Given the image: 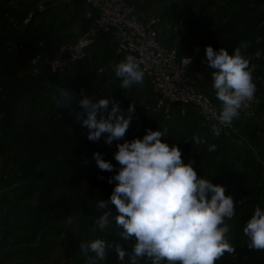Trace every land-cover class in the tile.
<instances>
[{
  "label": "rangeland",
  "instance_id": "374dc122",
  "mask_svg": "<svg viewBox=\"0 0 264 264\" xmlns=\"http://www.w3.org/2000/svg\"><path fill=\"white\" fill-rule=\"evenodd\" d=\"M128 2L136 6L143 20L159 21L156 29L167 47L177 50L180 55L193 58L189 78L197 91L213 100L217 112L220 102L216 100L212 89L213 70L208 68L205 49L211 45L215 50L221 39L230 42L237 39L238 46L245 44L241 52L249 60L252 69L257 86L255 97L241 109L233 125L223 129L217 138L212 134V124L205 122L193 108H183L174 113L170 120L164 119L155 111L154 94L146 82L142 86L134 85L129 90L121 87L113 68L124 57L115 56L110 42L97 43L87 51L89 56L84 62L69 63L65 72L58 77H53L46 65V60L52 57L40 56L34 59L36 63L32 61L29 70L34 77L33 81L39 78L42 81L28 86L15 100L11 97L3 100L0 97V237L4 245L15 244L8 249L10 251H7V255L1 256L2 264H86L81 252L70 261L64 258L63 249L70 236L80 243L103 238L108 242L122 244L130 252L133 241H123L114 223L103 231L95 224L101 211L108 210L98 211L96 205L99 200L109 199L115 184L103 178L93 153L99 152L108 160L112 150H118V143L142 138L149 128L167 129L168 133L161 139L170 146L190 144L186 161L193 164L199 177L204 176L212 183L217 178L221 184L234 190L252 189L247 199L235 204L236 215L227 221L233 227L227 238L234 246L235 253H225L215 264H264V251L249 248L248 238L238 233L235 224L240 215L253 214L258 205L264 208L262 27L254 32L250 26L239 27L234 21L230 22L239 11L227 0ZM13 6L16 8L17 19L11 22V26L20 32L27 26L32 14H39L32 22L34 31L43 27L45 16H48L49 21L53 17L57 19L51 26L64 37L59 53L72 44L89 25L88 20L81 19L80 11L75 16L58 11L55 0H14ZM239 15L243 22L245 15ZM218 24L220 27L227 26L226 31H232L231 34L216 30ZM81 73L95 80L97 96L103 98L107 95L110 105L112 98L135 103L133 116L139 119L136 123L131 121L125 136L114 140L111 145L105 142L104 136L87 145L85 134L69 142L63 136L57 139L48 135L45 143L21 135L19 125L30 118H39L50 97L56 94V88H68L73 78ZM195 133L206 137L208 144L215 143L216 151L209 152L207 144L196 145L186 141ZM58 163L69 165L70 169H60L63 175L55 178L48 170ZM16 172H19L18 175H15ZM109 208L114 210L115 206L109 205ZM70 215L72 222L67 223L66 218ZM97 264L122 262L110 249L107 258ZM123 264H127V256ZM139 264L151 262L142 259Z\"/></svg>",
  "mask_w": 264,
  "mask_h": 264
},
{
  "label": "clouds",
  "instance_id": "9594fccd",
  "mask_svg": "<svg viewBox=\"0 0 264 264\" xmlns=\"http://www.w3.org/2000/svg\"><path fill=\"white\" fill-rule=\"evenodd\" d=\"M243 47L246 45L236 47L232 54L224 47L217 51L209 45L205 49L220 109L218 113L213 111L205 97L200 110L204 115L212 113L215 122L211 131L217 138L239 118L241 109L254 99L257 91L249 60L241 52ZM185 63L188 65L190 58ZM113 70L124 89L145 82L147 69L133 54L116 63ZM55 95L58 106L68 108L73 104L70 89L57 87ZM79 105L83 112L77 115V120L88 129L87 139L96 142L104 136L108 145L125 136L135 112V103L129 105L125 114L114 98L109 109L107 95L103 98L83 95ZM167 133V129L149 128L142 138L118 143L114 159L120 167L108 180L110 184L118 183L108 200L98 201V211L108 210L101 211L95 224L103 231L114 223L123 241H133L131 251L103 238L81 242L78 247L86 264L105 260L110 249L122 264L126 256L127 264H139L142 259L150 260L151 264H215L225 253H235L227 238L231 228L227 221L236 215L232 195L225 194V186L199 177L191 162L184 163L181 148L162 141L161 137ZM186 141L207 144L209 152L217 149L215 143L208 144L207 138L199 133ZM93 156L99 169L113 171L115 166L101 153ZM66 222H72L71 215ZM243 234L248 238L249 248L264 251V208L259 205L255 208Z\"/></svg>",
  "mask_w": 264,
  "mask_h": 264
},
{
  "label": "trees",
  "instance_id": "16d2710c",
  "mask_svg": "<svg viewBox=\"0 0 264 264\" xmlns=\"http://www.w3.org/2000/svg\"><path fill=\"white\" fill-rule=\"evenodd\" d=\"M227 2L234 6L239 11V14L245 15L243 22L239 19L241 16L239 14H236L230 22L234 21L235 25L239 27L250 26L254 32H256L257 28L260 29L262 27V36H264V0H227ZM13 5L14 0H0V97L3 100L10 97L15 100L20 97L21 93L28 86H32L33 83L40 82V80L42 81L41 78L33 81L34 77L29 70L30 63L40 56H58L57 54L64 39L59 31L51 26V24L57 22L54 17L49 21L48 16H45L42 21L43 27H38L34 31L32 22L39 14H32L31 19H29L27 26L24 27L22 32L14 30L11 22L16 21L17 18L15 17L16 8ZM226 27H220L218 24L216 30L221 31L223 34H231L232 31H226ZM238 41L236 39V41L230 42L227 39H221L219 40V46L215 50L218 51L224 47L229 51V54H232L233 50L238 47ZM181 55L184 56L185 54ZM181 55L179 54V56ZM87 56L88 53L81 63L87 59ZM58 76L53 75V77ZM93 81L95 82L94 79L91 80V76L89 78L82 73L77 74L70 82L69 87L66 88L73 92V104L69 105L68 108L60 107L56 104V95L51 96L39 118H30L19 125L18 128L21 135L39 143H45L48 135L57 137V139L63 136L67 142L71 139L75 140L80 135H87L88 129L78 122L77 115L83 112V108L79 105V101L83 98V95L97 96V89ZM81 90H83V95H81ZM115 101L119 102L121 108L125 109V114H127L126 110L131 105V102L124 99ZM110 108L111 105L109 106ZM47 128L50 129L48 130ZM92 143L94 142L89 139L87 140V145ZM180 148L182 150V159L187 164L186 155L190 149V144L180 145ZM111 153L112 156L108 157V161L115 166L113 171L101 170V174L107 182L110 177L116 174L120 167L114 159L115 150H112ZM60 169L68 171L70 167L65 163H58L53 168H50L48 172H52L51 176L58 178L57 176L63 175ZM18 173L16 172L15 175H18ZM113 183L116 185L118 182L114 181ZM213 183L223 185L217 178L214 179ZM225 189V194L232 195L235 204L247 199L252 190L248 191L243 188L234 190L230 186H225ZM251 216L252 214H242L236 220L235 224L240 235L243 234V227ZM79 244V240L73 236L68 237L63 249L64 258L67 261L74 259L79 254Z\"/></svg>",
  "mask_w": 264,
  "mask_h": 264
},
{
  "label": "built area",
  "instance_id": "2783aa9c",
  "mask_svg": "<svg viewBox=\"0 0 264 264\" xmlns=\"http://www.w3.org/2000/svg\"><path fill=\"white\" fill-rule=\"evenodd\" d=\"M89 8L86 16L89 25L77 39L62 49L58 56L48 58L46 65L51 74L61 75L69 63L85 59L88 49L98 40L109 36L115 43L118 56L135 55L143 68L147 69L146 78L155 97V111L164 119L170 120L176 107L193 108L208 124L215 122L211 112L201 113L200 102L207 97L196 90L189 72L193 63L187 65L186 56L180 57L177 50L167 47L160 39L156 29L158 20H143L137 8L128 0H83ZM68 53L70 58L63 60ZM36 63V60L33 61ZM208 98V97H207ZM210 108L217 112L212 99ZM138 116L132 121L137 122Z\"/></svg>",
  "mask_w": 264,
  "mask_h": 264
},
{
  "label": "crops",
  "instance_id": "0c3cea01",
  "mask_svg": "<svg viewBox=\"0 0 264 264\" xmlns=\"http://www.w3.org/2000/svg\"><path fill=\"white\" fill-rule=\"evenodd\" d=\"M48 1V0H47ZM51 3H54V1L53 2H51ZM55 5H56V7H57V10L58 11H61V12H63V14L64 13H68L69 15H78L79 13H78V11H80V17H81V19L84 21H86V19H85V15L87 14V12H89V8L84 4V2H83V0H55ZM136 7V6H135ZM57 20V19H56ZM109 40V41H108ZM102 42H110L111 44H112V47H113V49H114V54H115V56L117 57V58H119L120 56H118L117 54H116V52H115V43H114V41H113V39L111 38V37H109V36H105V37H103V38H101L100 40H98V42L97 43H102ZM96 43V44H97ZM95 44V45H96ZM94 45V46H95ZM93 46V47H94ZM93 47H91L90 48V50L93 48ZM89 49H88V51H90ZM89 56V55H88ZM145 82L147 83V81L145 80ZM148 84V83H147ZM149 86V85H148ZM155 98V97H154ZM181 109L183 110V108H181V107H176L175 108V110H174V113L176 114V113H178L179 111H181ZM187 109V108H186ZM188 110H189V108H188ZM194 110V109H193ZM196 111V110H195ZM173 113V114H174ZM2 238L0 237V264H2L3 262H2V260L3 259H1V256H3V254L4 255H7L8 254V252L7 251H10V250H8L9 248L11 249V248H13V246H11V245H7V244H3L2 242V240H1ZM14 253V252H13Z\"/></svg>",
  "mask_w": 264,
  "mask_h": 264
},
{
  "label": "water",
  "instance_id": "95a60500",
  "mask_svg": "<svg viewBox=\"0 0 264 264\" xmlns=\"http://www.w3.org/2000/svg\"><path fill=\"white\" fill-rule=\"evenodd\" d=\"M69 58H70V56H69L68 53H65V54L63 55V60H67V59H69Z\"/></svg>",
  "mask_w": 264,
  "mask_h": 264
}]
</instances>
